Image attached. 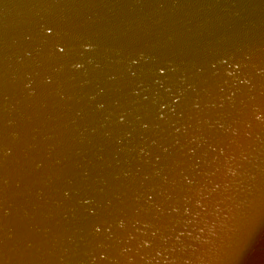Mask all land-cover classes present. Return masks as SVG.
<instances>
[{
    "label": "water",
    "instance_id": "95a60500",
    "mask_svg": "<svg viewBox=\"0 0 264 264\" xmlns=\"http://www.w3.org/2000/svg\"><path fill=\"white\" fill-rule=\"evenodd\" d=\"M0 264H264V0H0Z\"/></svg>",
    "mask_w": 264,
    "mask_h": 264
}]
</instances>
